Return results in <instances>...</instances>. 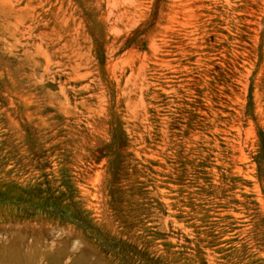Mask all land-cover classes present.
Masks as SVG:
<instances>
[{"label":"rangeland","instance_id":"rangeland-1","mask_svg":"<svg viewBox=\"0 0 264 264\" xmlns=\"http://www.w3.org/2000/svg\"><path fill=\"white\" fill-rule=\"evenodd\" d=\"M14 263L264 264V0H0Z\"/></svg>","mask_w":264,"mask_h":264},{"label":"bare ground","instance_id":"bare-ground-1","mask_svg":"<svg viewBox=\"0 0 264 264\" xmlns=\"http://www.w3.org/2000/svg\"><path fill=\"white\" fill-rule=\"evenodd\" d=\"M114 8V7H113ZM109 16H110V14H109ZM134 24V23H133ZM28 31H29V34H30V38H33V30H34V28H32V27H29V29H27ZM26 30V31H27ZM114 32V31H113ZM28 34V33H27ZM116 34H117V32H116ZM119 34V33H118ZM39 35V37H45L46 35L45 34H43L42 32L41 33H39L38 34ZM36 39V38H35ZM39 39V38H38ZM28 40H29V38H28ZM41 40L42 39H40L39 40V42H41ZM45 40V39H44ZM18 42V41H17ZM41 44V43H40ZM55 44V43H54ZM18 45V44H17ZM152 45V44H151ZM39 46V45H38ZM34 47V48H32L33 49V51L32 52H34L36 55H37V57H39V58H41V60H44V65L41 67V70H43L44 72H47L48 70H49V65H51V62H52V59H51V54H49V52L44 48V49H42L41 47H43L42 45H41V47L39 46V47ZM62 47H63V45H61ZM52 47V46H51ZM69 47V46H68ZM63 49V48H62ZM75 50V49H74ZM73 51V50H72ZM72 51H71V55H72ZM25 52V51H24ZM54 52H57V51H54ZM65 52V51H64ZM66 52H67V50H66ZM28 53V52H27ZM50 53H51V51H50ZM61 53H62V57L61 58H63L64 59V56H63V51H61ZM74 53V52H73ZM29 54V53H28ZM32 54V53H31ZM54 54V53H53ZM70 54V53H69ZM78 54V53H77ZM80 54V53H79ZM34 55V54H33ZM33 55H32V57H33ZM87 55V54H86ZM73 57H74V55H73ZM59 58V57H58ZM70 58V57H69ZM76 58V59H75ZM74 59L75 60H77V57H75ZM71 59V58H70ZM69 59V60H70ZM74 59H72V61H74ZM79 59H82V57H80ZM78 59V60H79ZM60 60V59H59ZM62 60V59H61ZM67 60V59H66ZM69 60H67V61H69ZM85 62V61H84ZM71 63V62H70ZM80 63V62H79ZM53 64V63H52ZM59 65L58 67L60 68V70H62V68H64L63 66H62V64L60 63H57L56 62V65ZM73 65L74 66H76V67H80L79 65H78V63L75 65L74 63H73ZM68 67H71L72 65L71 64H69V65H67ZM116 66V65H115ZM57 67V66H56ZM86 67H87V65H86ZM67 68V67H66ZM140 68V67H139ZM60 70H58V71H60ZM64 70V69H63ZM72 71L73 70H77L75 67H72V69H71ZM79 70V69H78ZM49 72V71H48ZM75 72V71H74ZM77 72V71H76ZM75 72V73H76ZM86 74H88L87 72H85ZM90 75H91V73H89ZM75 76V75H74ZM88 76V75H87ZM129 76V75H128ZM40 77H42V76H40ZM77 77H79L78 76V74H77V76L75 77V80L77 79ZM83 77V76H82ZM81 77V79H83ZM72 78H73V75H72ZM78 79H80V78H78ZM77 79V80H78ZM127 79V78H126ZM125 85H127V84H125ZM124 87H126V86H124ZM124 96H125V94H124ZM15 264V263H14Z\"/></svg>","mask_w":264,"mask_h":264}]
</instances>
